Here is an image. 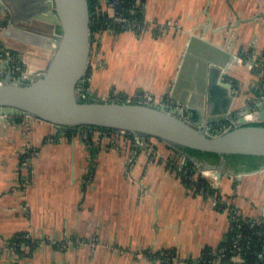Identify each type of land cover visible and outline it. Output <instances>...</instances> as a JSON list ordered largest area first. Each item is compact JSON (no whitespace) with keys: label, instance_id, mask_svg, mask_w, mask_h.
<instances>
[{"label":"crops","instance_id":"0c3cea01","mask_svg":"<svg viewBox=\"0 0 264 264\" xmlns=\"http://www.w3.org/2000/svg\"><path fill=\"white\" fill-rule=\"evenodd\" d=\"M14 1L13 8L0 0V19L33 5ZM144 6L146 26L139 33L105 30L91 39L88 92L98 98L113 91L170 97L188 36L201 33L241 59L231 62L224 75L232 83L230 114L264 109V65L249 69L245 63L264 61V0H145ZM168 20V28L157 32L154 23ZM14 26L58 33L56 25L35 16L18 18ZM13 34L0 33L10 43L44 49L48 57L52 53ZM2 118L0 264H191L205 246L216 247L224 238L228 212L183 183L170 168L173 152L165 140L154 139L156 154L138 150L128 162V151L94 148L77 134L66 138L50 121L18 114ZM26 145L33 151L28 182L19 170V153ZM212 163L222 172L208 176L219 196L244 216H264V159L255 168L225 155ZM20 232L36 241L25 253L11 245V236ZM52 236L84 238L86 243L61 246L49 241ZM162 249L169 250V261L158 255ZM208 264L236 262L215 259Z\"/></svg>","mask_w":264,"mask_h":264},{"label":"water","instance_id":"95a60500","mask_svg":"<svg viewBox=\"0 0 264 264\" xmlns=\"http://www.w3.org/2000/svg\"><path fill=\"white\" fill-rule=\"evenodd\" d=\"M8 1L16 6L14 0ZM29 1L32 7L22 13L13 10L9 18L0 19V27L9 22L0 28L1 34L14 32V37L50 48L52 53L43 68L28 72L22 82L12 80L10 61L0 58V120L8 114L29 115L56 124L59 132L76 125L107 126L220 155L264 156V125L247 123L243 114L248 109L238 114L237 125L216 134L209 130L230 115L232 83L224 75L237 61L233 51L201 33L189 34L169 89L170 98L185 105V116L164 104L100 100L82 86L91 49L89 0ZM120 8L118 4L116 9ZM33 16L56 25L58 33L46 35L14 26L18 18ZM82 92L89 96L82 100ZM259 116H264L263 108ZM193 158L200 169L221 176L220 165Z\"/></svg>","mask_w":264,"mask_h":264},{"label":"built area","instance_id":"2783aa9c","mask_svg":"<svg viewBox=\"0 0 264 264\" xmlns=\"http://www.w3.org/2000/svg\"><path fill=\"white\" fill-rule=\"evenodd\" d=\"M144 1L145 0H135V4L139 6V11L141 13V19H139L135 13V9L131 6L123 7L124 0H91V7L90 9V22L97 21L100 16H103L102 23L106 25V29H102L101 31H98L95 36L100 35L103 31L109 30L113 31L115 26H123L126 28V30L134 31L136 29H139L140 31L145 28L146 26V19L144 17ZM120 4L121 8L116 9V6ZM132 14L133 16H131ZM170 23V20H168L165 23H159L155 22L154 26L156 28L157 32H163L165 29L168 28ZM114 32V31H113ZM96 36V37H97ZM95 39V38H94ZM93 39V40H94ZM4 53L0 54V58L7 59L10 61L11 64V78L12 80L16 82H22L23 79L26 77V74L30 71L24 70L20 71V66L13 61L12 56L9 54V52L3 51ZM238 60H241L239 57ZM246 66L249 69H258L262 68L264 65V61H259L257 59H247L245 61ZM39 69V68H38ZM89 95L86 92H82L81 97L87 98ZM98 98V97H97ZM100 100L105 101H119V102H140V103H155V104H164L166 107L174 110H180V113L182 116H185L184 112V104L179 101H173L170 97H164L160 100L155 99L151 94L146 92H136L133 97L126 96L123 94H120L116 91L108 92L105 95H102L99 97ZM245 121L247 123L249 122H259L264 120L263 117H260L258 114V111L254 108L248 109L247 112L243 114ZM237 117L238 115H232L230 114L228 117H226L224 120L217 124H213L209 130L211 133H219L223 132L229 128H231L234 125H237ZM58 127V126H57ZM77 129V135L81 139V141L86 145H92L95 148L100 146H108V147H114L118 149L119 151H128L129 155L126 159V161L130 162L131 157L134 156L138 150L145 149L148 154L153 155L156 154V149L154 145V138L147 134H133L127 130L119 129V128H112L107 126H88L86 127L90 128V130L93 133L92 139L89 140L87 137V128H85L83 125H76L73 126ZM61 131L60 133H62ZM31 149L28 145L25 146L24 149H22L21 152H26L27 150ZM33 151L30 152L27 156H25L23 159L19 158V170L24 171L25 173V182H28L30 179L31 174V168H30V158L32 157ZM186 158V154L180 155V160L183 161ZM201 174L206 176L208 179L210 175L214 173L212 170H202L198 167ZM178 171L181 170L180 167L177 169ZM210 181V179H209ZM211 185L215 187L212 182L210 181ZM192 190L194 189V186L190 187ZM210 199H212L213 204L216 206L219 205L221 201H225L221 196L219 197H212L209 196ZM218 202V203H217ZM225 206L223 207L224 210L228 212L229 215V227L231 228V225L237 224L240 226L242 223H244L248 228H251V232H245L240 229H235L232 235V244L231 247L234 249V253L231 258L236 262V264H241L244 262V254L241 253V250H245L248 248L250 241L254 237H264V216H262L260 219H258L256 222L258 224H261L260 226L256 227L255 220H253L250 217L244 216L241 214L239 209L231 202L225 201ZM234 221V224H231V222ZM15 237H19L22 239H27L31 242H33V238L31 237V234L29 232H20L15 235ZM49 241L53 244H58L61 246H64L68 243H76L78 245L86 243V240L84 238H69L67 236L65 237H55L52 236L49 238ZM92 243L94 240L91 241ZM16 241L12 240L11 245L15 246ZM218 251H222L224 249L223 246H220L217 248ZM204 252H201V254L194 258L191 262V264H199L201 260H203L202 255ZM160 258L164 261H169L172 256L169 252V250L162 249L158 252ZM264 255V241L262 242V249L257 250L255 257L256 260L254 264H260L258 259L262 258ZM219 255L217 257V260H219ZM264 264V263H261Z\"/></svg>","mask_w":264,"mask_h":264},{"label":"trees","instance_id":"16d2710c","mask_svg":"<svg viewBox=\"0 0 264 264\" xmlns=\"http://www.w3.org/2000/svg\"><path fill=\"white\" fill-rule=\"evenodd\" d=\"M91 0H89V7H91ZM131 6L133 7L136 11L134 13V15H136L139 19H141V13L139 11V6L137 4H135V0H124L123 3V7H128ZM131 16H133L132 14H130ZM103 20V16H100V18L95 21V22H90V38L93 40L95 38V34L98 31H101L102 29H106V25H104L102 23ZM122 30H126V28H124L123 26H115L114 28V32H119ZM136 33H139L140 30L136 29L135 30ZM85 77H87V72ZM87 80L85 78L84 83H83V88L87 89ZM81 99H85V97H81ZM249 123H253V124H261L264 125V120L259 121V122H249ZM85 128H87V137L89 138V140L92 139L93 133L90 130V128L86 127V125H83ZM62 134L66 137V138H70L72 136H75L77 134V129L73 126L68 127L66 130H64L62 132ZM152 136L154 139L158 138L156 136L150 135ZM160 139V138H158ZM157 139V140H158ZM171 149H172V156L169 157V165L170 168L172 170H176L177 174L180 176V178L182 179L183 183L187 186V187H191L194 186V193H201L202 195H204L205 197L212 196V197H219V191L217 187H213L209 181V179L204 176L203 174H201V172L198 169V165L196 163V160L193 158V156L196 157V159L201 160V161H210V162H217V160L220 157V154H217L215 152H210V151H203L200 149H196V148H192V147H188V146H173L170 145ZM95 148V147H94ZM34 150V149H33ZM32 151V148L27 150L26 152H20L19 153V158L23 159L25 156H27L28 154H30V152ZM186 154V158L181 161L180 160V155L181 154ZM29 156V155H28ZM228 158H231V160L233 161H237V162H246V166L248 168H255L260 164L261 159H264V156H257V155H252V154H227L225 155ZM178 167L181 168V170H177ZM218 203V202H217ZM225 201H221L219 203V205L216 204V206L218 207V209H223V207L225 206ZM253 220H255V222L258 219L252 218ZM231 224H234V221L231 222ZM261 224H258V222H256L255 226L258 227ZM235 229H240L243 230L245 232H251V228H248L244 223H242L240 226H238L237 224L235 225H231V228L229 227L228 230L226 231L224 238L222 239V241H220V243L216 246V247H212V246H205L202 249V252H204L202 255L203 260L200 261L199 264H208L210 262H212L213 260L217 259L218 255H219V259L221 260V262H230L231 256L236 253L234 252V249L231 247L232 244V235ZM18 234V233H16ZM15 234V235H16ZM15 235H12L10 240H15L16 244H15V249L19 252V253H25L26 252V248H28L30 246L33 247L36 245V241H29L27 239H22L19 237H15ZM9 240V241H10ZM264 241V237H254L250 243L247 249L245 250H241V253L244 254V262H242L241 264H254L256 257V251L262 249V242ZM223 246L224 249L222 251H218V247ZM159 252V251H158ZM159 255V254H158ZM259 263H264V255L262 258L258 259Z\"/></svg>","mask_w":264,"mask_h":264},{"label":"rangeland","instance_id":"374dc122","mask_svg":"<svg viewBox=\"0 0 264 264\" xmlns=\"http://www.w3.org/2000/svg\"><path fill=\"white\" fill-rule=\"evenodd\" d=\"M6 50L12 56L13 61L20 66V71H32L38 68H43L49 58L44 49L40 50V48L24 43H10L4 38V36L0 35V54L4 53L3 51ZM4 59L5 58L2 60Z\"/></svg>","mask_w":264,"mask_h":264}]
</instances>
